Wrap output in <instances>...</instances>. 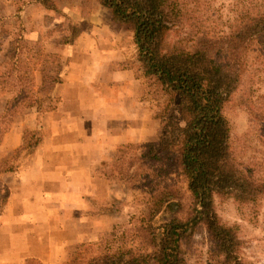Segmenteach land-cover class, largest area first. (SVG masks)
I'll return each instance as SVG.
<instances>
[{
	"label": "rangeland",
	"instance_id": "obj_1",
	"mask_svg": "<svg viewBox=\"0 0 264 264\" xmlns=\"http://www.w3.org/2000/svg\"><path fill=\"white\" fill-rule=\"evenodd\" d=\"M51 1L53 8L44 7L37 0H0V113L6 99L16 93L2 83L3 73L7 71L13 75L27 72L30 88L41 99L39 110H18L10 129L0 141V264H70L72 261L89 264L90 258L102 251L123 245L138 248L139 239L126 225L139 222L148 213L149 195L160 187V182L156 180L158 185L156 181H145L147 184L142 185V176L136 174L121 179L119 168L137 166L147 144L156 139L159 127L156 113L166 104L176 107L178 103L170 91L144 74L137 60L133 33L116 24L107 8L96 0ZM263 1L199 0L197 15L216 31H229L241 11ZM86 23L92 30L97 26V30L107 31L105 34L109 33L111 43L120 45L125 53L128 62L124 64L134 67L141 77L145 88L142 95L145 102H142L150 117L156 120V134L151 140L128 141L98 156L90 153L94 163L89 172L91 176L107 181L105 194L88 193L84 190L88 183L61 176L60 193L49 188L41 196L44 201L39 203L35 184L31 186L25 181L23 185L22 182L13 184L12 181L29 175L34 181L38 179L39 170L44 169L43 163L49 157L45 141L57 135H66L76 141V131L70 130L75 123L73 120L69 122L66 118L47 114L55 111L60 103L50 79L60 76L64 68L62 48L74 43L86 31ZM91 71L78 68L76 80L84 83L89 80ZM91 83L92 86L87 85L89 88L83 93L85 100H88L86 94L102 96L105 89L101 85L99 88L93 86L98 82ZM17 106L19 108L20 104ZM251 111H264V39L257 40L252 46L248 54V73L240 93L235 94L234 102L224 109L230 145L238 161L250 164L255 173L264 176V125L254 119ZM107 116L108 113L91 114L88 122L92 130L86 127L87 132L92 131L94 136L95 131L107 123ZM92 119H96L98 125ZM63 124V130H58L57 127ZM259 134H262L261 138ZM97 137L100 136H91L90 139ZM69 145V152L76 162L84 164V154L91 150L92 143ZM163 173L186 189L178 172L163 170ZM67 185L72 187L71 190L79 187L80 192L66 190ZM58 195L69 202L64 200L61 207L53 208L51 205L56 203L53 200ZM214 210L222 223L236 229L243 264H264V195L244 204L230 196H215ZM164 215H158L155 223L162 221ZM112 227L119 230L117 237L102 244L99 237ZM210 248L211 241L204 227H199L193 234L185 258L189 264H213L209 258Z\"/></svg>",
	"mask_w": 264,
	"mask_h": 264
},
{
	"label": "trees",
	"instance_id": "obj_2",
	"mask_svg": "<svg viewBox=\"0 0 264 264\" xmlns=\"http://www.w3.org/2000/svg\"><path fill=\"white\" fill-rule=\"evenodd\" d=\"M96 1L109 10L116 24L133 33L142 71L177 97L178 103L176 107L166 104L156 113V139L147 144L137 166L119 168L121 179L136 174L142 176V185L160 182L149 195L148 213L126 225L139 239L138 248L123 245L102 251L89 264H189L185 254L199 227L211 241L213 264H243L237 231L220 221L214 198L226 195L244 204L264 195V176L238 161L224 116L243 86L252 46L264 39V1L241 11L229 31H216L199 19V0ZM37 2L54 6L51 0ZM3 74L2 83L16 93L6 99L0 113V141L18 110L41 107L27 72ZM60 81V76L50 79L54 86ZM251 112L263 126L264 111ZM163 170L178 172L186 189ZM161 213L166 215L156 224ZM118 232L112 227L100 241L105 244Z\"/></svg>",
	"mask_w": 264,
	"mask_h": 264
},
{
	"label": "crops",
	"instance_id": "obj_3",
	"mask_svg": "<svg viewBox=\"0 0 264 264\" xmlns=\"http://www.w3.org/2000/svg\"><path fill=\"white\" fill-rule=\"evenodd\" d=\"M86 24L88 25L86 31L82 32L74 43L66 44L62 48L64 68L59 73L61 81L53 88V92L60 97V103L55 111L47 114V116L66 118L69 122L73 120L75 123L72 124L70 130L76 131V141L74 142L66 135H57L50 141H45L44 147L49 148V157L43 163L44 169L39 170L38 179L34 181L29 175L12 181L13 184L22 182L23 185L24 181L31 186L35 184L39 203L44 201L41 196L49 188L60 193L61 176H66L69 179L76 178L86 185L88 183L84 188L88 193L96 191V193L105 194L108 186L107 181L95 178L89 172L94 163L93 156L108 153L117 145L128 141L151 140L156 134V120L147 113L146 105L143 103L145 100H142L145 88L141 77L136 73L134 67L131 68L124 64V62H128L125 53L120 45L111 43L112 41L108 38L109 33L105 34L107 31L97 30V26L92 30L89 23ZM78 68L92 70L89 73V80L84 83H79L76 80ZM92 81L98 82L99 85H93L96 88L101 85L105 89L102 91V96L86 94L88 100H85L83 93L92 86ZM96 113H108L106 117L108 121L106 124L103 123L102 129L96 130L93 136L91 135L92 131L87 132L85 128L89 127L92 130L88 120L91 114ZM92 120L95 125H98L96 119ZM63 127L64 124L58 126L57 129L63 130ZM83 133L85 134L83 135ZM96 135L100 137L94 138L95 140L90 139L91 136L95 137ZM86 143H92L91 150L84 154L86 159L84 164H78L69 152L71 146L69 144L82 145ZM90 153L93 156H90ZM71 188L69 185L66 186L68 191L80 192L79 187H74L72 190ZM64 200L69 202L66 198L60 199V195H58L53 200L56 203H53L51 207H61ZM66 204L70 205V203ZM76 205L80 206L81 203L76 202ZM45 206L50 207V205Z\"/></svg>",
	"mask_w": 264,
	"mask_h": 264
}]
</instances>
